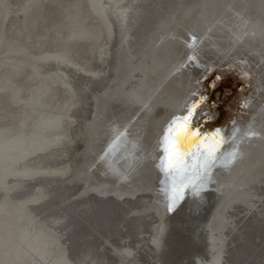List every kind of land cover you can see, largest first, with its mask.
<instances>
[{"label": "water", "instance_id": "water-1", "mask_svg": "<svg viewBox=\"0 0 264 264\" xmlns=\"http://www.w3.org/2000/svg\"><path fill=\"white\" fill-rule=\"evenodd\" d=\"M193 89L225 151L257 135L169 211ZM262 110L264 0H0V264H264Z\"/></svg>", "mask_w": 264, "mask_h": 264}, {"label": "snow or ice", "instance_id": "snow-or-ice-1", "mask_svg": "<svg viewBox=\"0 0 264 264\" xmlns=\"http://www.w3.org/2000/svg\"><path fill=\"white\" fill-rule=\"evenodd\" d=\"M204 41L196 34L190 37L189 54L186 56L188 64H196L197 50ZM199 66V65H197ZM207 69H205L206 73ZM195 89L190 96L192 102L186 101V114L176 116L167 125L161 140L163 159L160 168L169 181L165 192L169 211H174L183 203L189 191L200 197L210 190L214 182V169H228L240 156L239 147L246 140L257 135L253 131L255 122L243 131L237 129L232 136V148L225 151L227 143L225 136L217 130L210 135L202 134L193 127V120L201 110L206 97L195 98ZM249 107L248 102L242 104ZM264 118V110L261 112ZM264 128V125H262Z\"/></svg>", "mask_w": 264, "mask_h": 264}]
</instances>
